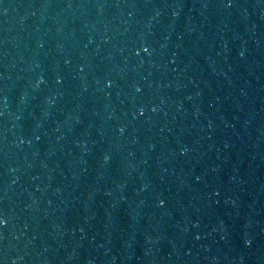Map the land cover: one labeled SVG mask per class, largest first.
Segmentation results:
<instances>
[{"label": "water", "instance_id": "water-1", "mask_svg": "<svg viewBox=\"0 0 264 264\" xmlns=\"http://www.w3.org/2000/svg\"><path fill=\"white\" fill-rule=\"evenodd\" d=\"M0 219V264H264V0H0Z\"/></svg>", "mask_w": 264, "mask_h": 264}, {"label": "snow or ice", "instance_id": "snow-or-ice-1", "mask_svg": "<svg viewBox=\"0 0 264 264\" xmlns=\"http://www.w3.org/2000/svg\"><path fill=\"white\" fill-rule=\"evenodd\" d=\"M227 6L231 7V4L229 3ZM144 51H148V49L145 48ZM2 223H3V219H0V224H2Z\"/></svg>", "mask_w": 264, "mask_h": 264}]
</instances>
